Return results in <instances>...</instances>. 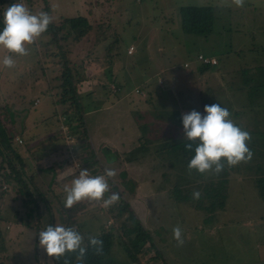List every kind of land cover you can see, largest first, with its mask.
I'll return each instance as SVG.
<instances>
[{
	"label": "rangeland",
	"instance_id": "rangeland-1",
	"mask_svg": "<svg viewBox=\"0 0 264 264\" xmlns=\"http://www.w3.org/2000/svg\"><path fill=\"white\" fill-rule=\"evenodd\" d=\"M47 1L56 20L82 15L91 24L100 25L103 34L113 41L111 51L95 45V29L79 43L63 40L62 48L78 67L84 66L89 78L83 81L81 91L92 141L90 149L102 166L115 168L118 174L114 178L120 185L121 197L133 208L167 263L264 264V222L259 223V215L264 220V202L256 189L251 190V176L230 172L227 188L232 190L224 195L225 208L218 207L212 212L205 208L210 202L204 196L187 200L186 194L192 197L195 191L198 173L189 172L181 160L182 164L178 160L171 166L168 159L172 156L165 149V140L184 139L182 114L193 109L204 114V106L213 103L232 113L235 104L247 100L244 95L233 97L235 89L231 86L238 84L240 68L252 66L251 62H264V0H245L243 7H223L221 0ZM0 2L2 14L12 3H23L29 10L33 4L37 7L34 14L45 5L43 0H30V4L27 0ZM189 4L213 8L214 21L208 35L183 30L180 9ZM27 47L30 50L27 56L13 54L16 65L7 69V75L5 69L0 72V111L11 129L31 135L23 138L22 146L38 148L33 153L37 156L34 168L40 174L38 179L54 182L48 194L55 225H64L68 220L84 242L86 236L96 235L101 228L125 219L127 212L120 211L121 216L115 219L119 206L104 208L102 202L87 200L76 203L75 210L64 207L63 186L70 184L80 169L87 168L92 175H100L105 168L100 164L82 165L71 148L72 142L68 144L65 138L54 137L63 123L52 114L59 106L50 103L57 99L52 87L62 69L60 57L52 54L58 49L50 44L48 35H41ZM107 53L113 54L115 64L106 63ZM200 53L216 57L219 64L200 72L197 60ZM6 54L0 48V59ZM83 58L86 60L82 61ZM185 61L190 66L184 67ZM113 82L120 83L122 90L114 92ZM173 89L188 92L194 101L183 97L179 101L181 97ZM248 106L245 108L252 110ZM50 138L54 140L52 144ZM16 140L22 141L20 136ZM28 158L33 163L32 156ZM122 171L136 184V195L130 184H121ZM176 184L189 190L182 189L170 196ZM9 201V195L0 196V222L9 230V234L1 231L0 235L7 242L10 256H1L0 261L49 264L51 257L40 246L38 235L48 226V216L45 215L40 226L32 222L33 226L23 223L14 227L16 205ZM196 203L203 207L198 208ZM220 221L227 224L214 226ZM177 225L182 229L183 246H177L173 239L172 229ZM114 233L119 234V230ZM119 239L118 236L115 239L112 255L119 264H130L122 256ZM155 262L152 259L147 264Z\"/></svg>",
	"mask_w": 264,
	"mask_h": 264
},
{
	"label": "trees",
	"instance_id": "trees-1",
	"mask_svg": "<svg viewBox=\"0 0 264 264\" xmlns=\"http://www.w3.org/2000/svg\"><path fill=\"white\" fill-rule=\"evenodd\" d=\"M27 1L30 4V0ZM43 2L45 5L40 11L47 12L52 17V22L49 24L47 31L42 35H48L50 44H53V46L58 49L57 53L52 54L60 57L59 65L62 67L60 75L56 78L58 81L56 85L52 87V90H55L54 97L58 100L50 101L52 106H54L53 104L55 102V106H59V109L53 110L52 114L56 120L60 122L65 121L68 125L70 130L69 134L73 138L71 148L76 151L75 156L82 165L88 167L95 164L101 165V162H99L100 159L98 160L90 149L92 141L85 121L86 108L82 103L81 90L84 86L83 81L89 78L85 74L84 66L80 65L78 67L75 61L71 60L66 52H64L65 48H62V42L63 40H71L72 43H79L87 34L93 32L95 29L97 32L94 40L95 45H101L107 51H111L113 49V41L110 36L107 37L103 34L104 30L100 28V25L95 26L91 24L89 20L82 15L64 17L60 20H56L49 2L47 0H43ZM1 3L2 2H0V4ZM32 7L33 8L30 9L32 13L37 11L35 5L33 6L32 4ZM40 11H38V13ZM180 16L182 28L188 33L208 35L212 30L214 11L211 6L189 4L181 7ZM3 26L0 17V30H2ZM44 44L45 43H42V45ZM117 55L118 54H116V56ZM210 58H214L216 63L203 62L199 60L197 56V60L200 63V72L203 73L211 66L219 64L216 57L211 56ZM84 60H86V58L82 59V61ZM105 61L109 65L115 64L113 54L107 53ZM251 63L254 64L238 70V84L234 85L235 87L231 86L235 89L233 97L237 99L238 95H244L247 99L245 102H238V106L235 104V108H233L234 111L231 113L234 116H231V119L238 126L251 134V140L247 143L253 153L252 158L247 163H241L234 167L225 165L224 170L219 175L213 173L201 174L197 172L198 177L195 176L196 182L194 184V189L195 191H200L201 197L204 196L210 202L205 208H208V210L212 212H215L218 207H221V209L225 208L226 196L224 195L227 194L228 190H232V188H227L229 184V175L232 171L238 172V174L246 173L250 175L252 182L250 181L249 183L253 184L251 189L255 188L264 202V62L261 64H256L255 62ZM183 65L184 67L190 66L186 61ZM3 69H5L4 74L9 73L7 72L8 68L4 66L0 69V72ZM113 83L115 84V89H112L114 92L122 90L120 83ZM199 90L204 94L202 86ZM178 95L181 98L183 97L184 100H190L191 98L188 92H183L181 90H179ZM201 100H203V96L200 101ZM246 106L254 111L247 110L245 108ZM60 114L62 117H65V120ZM242 115L248 119L242 118ZM10 122L12 123L13 119H11ZM64 135L65 133L61 127V130L54 137L56 138L59 136L60 139L64 140ZM17 136H20L22 140L21 143L16 140ZM30 137L31 135L26 136L22 130L11 129L0 111V196L9 195V202L16 205L14 212L16 216V220L13 223L14 227L23 223L28 226H33V223L40 226L44 222L43 219L45 215L48 216V225H55L54 210L48 194L53 188L54 182L52 181L51 183V180L46 181L44 178L38 179L37 175L40 174L36 172L34 168L37 156L33 155L34 151L38 148H32L28 145L25 147L22 146L25 143L23 138L27 139ZM52 138H50L51 144L54 141ZM165 143H167L165 146L166 151L172 156L171 159H168L171 166L178 160L181 164L183 162L185 165H188L190 158L194 155V151H189L185 148V144L189 143V141L186 139H177L173 141L172 139H167ZM28 155L32 156L33 163L28 158ZM102 167L105 168V165ZM40 170L43 173V168H40ZM103 173L104 171L101 172V174ZM73 174H75V172L72 173V175ZM119 177L122 180L121 184L123 186L130 184L131 189L136 187V184L130 179L126 171H122V174L120 172ZM109 184L110 192L105 193V198L112 192L119 193L120 195L119 201L111 206H119L118 213L114 215L115 219L117 216H121L120 211L127 212V215L125 219L117 221L116 224L108 228H101L98 234L86 236L84 238L85 240L83 243L85 246H88L90 237L101 239L103 241V255L98 256L94 254L93 248L88 246L83 264H119L112 255L113 244L117 236L120 238L119 243L121 245L122 256L127 259L130 264H147L152 259H156L154 264H168L163 253L156 247L153 238L141 225L133 208L128 206L129 204L127 205L121 197L119 183L112 177L109 178ZM4 186L6 187L4 188ZM182 189L189 190V188H182L180 184H176L171 189L170 196L172 194L174 195V193H181ZM186 196L187 200L193 199L188 193ZM196 206H198V208L203 207L200 203H196ZM75 207L76 205H73L71 210H75ZM32 219H34V221ZM67 221L68 220L64 222V226L72 227L70 225L71 222L68 224ZM2 225H4L3 221L0 222V232L2 231L3 233L9 234V230L6 229L5 225L1 228ZM3 228L5 229L4 231L2 230ZM115 229L119 230V234L114 233ZM6 243V240L0 235V257L10 258L7 253L9 250ZM4 252L5 255H2ZM146 255L148 256L146 257ZM0 264H6V262L1 259ZM49 264H77V253L69 252L59 259L51 257V262Z\"/></svg>",
	"mask_w": 264,
	"mask_h": 264
},
{
	"label": "clouds",
	"instance_id": "clouds-1",
	"mask_svg": "<svg viewBox=\"0 0 264 264\" xmlns=\"http://www.w3.org/2000/svg\"><path fill=\"white\" fill-rule=\"evenodd\" d=\"M245 0H221L223 7H243ZM52 17L44 11L32 13L23 3H12L3 16V28L0 30V48L8 54L0 59L4 67L13 68L16 56H27L28 45L34 44L47 31ZM14 54V55H13ZM184 139L189 141L185 148L194 151L187 168L189 172L195 170L201 174L213 173L219 175L225 168L247 163L252 158V151L248 147L251 134L238 126L232 119L227 108L217 103L204 106V114L193 109L181 116ZM115 169L105 168L104 173L92 175L87 168L80 169L78 175L70 184L63 186L66 194L64 207L71 209L78 202H102L104 208L116 204L119 193L110 192L109 178L116 176ZM194 200L201 197L200 191H193ZM173 239L177 246H183L184 238L179 225L172 229ZM39 244L50 257L59 259L66 253H77V264H83L88 246L93 248L94 254L103 255V241L97 237H90L88 246L83 243V236L75 227L64 225H48L38 233Z\"/></svg>",
	"mask_w": 264,
	"mask_h": 264
},
{
	"label": "built area",
	"instance_id": "built-area-1",
	"mask_svg": "<svg viewBox=\"0 0 264 264\" xmlns=\"http://www.w3.org/2000/svg\"><path fill=\"white\" fill-rule=\"evenodd\" d=\"M198 59L199 60H202L203 62H206V63H208V62H211V63H216V60L214 59V58H210V57H206V56H203L202 54H200V55H198ZM112 87H113V85H111ZM62 118H64V120H65V117H62ZM62 130L64 131V133H65V135H64V137H65V141L67 142H69L68 144H70V142H73V138H72V136H70V134H69V127H68V125L66 124V122L65 121H63V123H62ZM6 186H4V188H5Z\"/></svg>",
	"mask_w": 264,
	"mask_h": 264
},
{
	"label": "crops",
	"instance_id": "crops-1",
	"mask_svg": "<svg viewBox=\"0 0 264 264\" xmlns=\"http://www.w3.org/2000/svg\"><path fill=\"white\" fill-rule=\"evenodd\" d=\"M159 81V80H158ZM172 83V82H171ZM174 90V89H173ZM174 92H175V94H176V96L177 97H179V95H178V92H179V90H177V91H175L174 90ZM182 98H179V101H181L182 102V100H181ZM190 100H193L194 101V99H190ZM186 101H189V100H186ZM244 181V180H243ZM255 189V188H254ZM135 190H136V187H134V190L132 189V193H133V195H136V192H135ZM246 190V189H245ZM252 190V189H251ZM256 193V192H255ZM260 212V211H259ZM259 217H260V221H259V223H263L264 222V220H263V217H262V215H259ZM247 222H250V220H246ZM221 223H215L214 224V226H219V225H223V224H227L225 221H220Z\"/></svg>",
	"mask_w": 264,
	"mask_h": 264
},
{
	"label": "flooded vegetation",
	"instance_id": "flooded-vegetation-1",
	"mask_svg": "<svg viewBox=\"0 0 264 264\" xmlns=\"http://www.w3.org/2000/svg\"><path fill=\"white\" fill-rule=\"evenodd\" d=\"M25 3H26V1H25ZM2 4V3H1ZM0 4V5H1ZM3 16H4V14H2V12H1V7H0V17H1V19L3 18ZM2 22H3V20H2ZM3 28V27H2Z\"/></svg>",
	"mask_w": 264,
	"mask_h": 264
},
{
	"label": "bare ground",
	"instance_id": "bare-ground-1",
	"mask_svg": "<svg viewBox=\"0 0 264 264\" xmlns=\"http://www.w3.org/2000/svg\"><path fill=\"white\" fill-rule=\"evenodd\" d=\"M207 214V213H206Z\"/></svg>",
	"mask_w": 264,
	"mask_h": 264
}]
</instances>
